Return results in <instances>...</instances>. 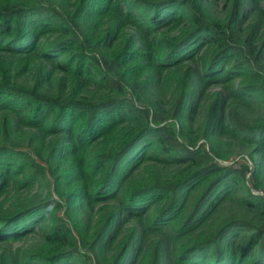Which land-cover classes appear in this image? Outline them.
Instances as JSON below:
<instances>
[{
	"label": "trees",
	"instance_id": "trees-1",
	"mask_svg": "<svg viewBox=\"0 0 264 264\" xmlns=\"http://www.w3.org/2000/svg\"><path fill=\"white\" fill-rule=\"evenodd\" d=\"M226 8L0 0V190L48 168L62 200L0 213V242L39 235L0 264H264V195L251 191L264 189V0ZM213 84L225 92L206 102ZM28 139L43 163L18 149ZM226 139L253 149V168L222 163ZM110 200L90 236V209ZM234 204L244 216L224 214Z\"/></svg>",
	"mask_w": 264,
	"mask_h": 264
},
{
	"label": "rangeland",
	"instance_id": "rangeland-1",
	"mask_svg": "<svg viewBox=\"0 0 264 264\" xmlns=\"http://www.w3.org/2000/svg\"><path fill=\"white\" fill-rule=\"evenodd\" d=\"M212 3V11L218 16V17H222L227 13V8H226V0H211ZM249 22V20L247 21ZM184 64L190 65L191 62L190 61H185ZM192 65V64H191ZM32 81H34V79L30 76L27 79V83H32ZM239 81V79L237 80V82ZM27 83H25L26 85H28ZM207 91V98H206V102H208L216 92H225V86L222 84H213V85H209L206 88ZM254 113H250L247 114V119L248 120H254L257 117V114H260L262 112V110L258 107L254 108ZM202 120V119H200ZM199 123V122H198ZM196 123V125L198 124ZM179 124V122L177 123ZM51 138L48 137L46 139V141L50 140ZM229 143H230V147H229V152L232 153L231 157L228 158L227 160H222V163L225 165H235L237 162H246L247 164H249L250 168L254 167V160L252 158V154H253V149L249 148V147H245V146H241L238 144L237 141H233V140H228L226 139ZM207 140L203 139L202 141H200V143L202 142H206ZM18 144V149L20 150H24L25 152H28L32 155V157L41 162L40 161V157L39 154L37 152V149L41 146V144L39 142H37L36 140H25V141H16ZM43 163V162H41ZM40 163V164H41ZM147 166H149V171H151V166H153V169L155 171H161L162 170V166H160L159 164H155L151 161L146 163ZM143 166V165H142ZM47 168V167H46ZM250 175H247V180L249 179ZM250 185V184H249ZM3 190L0 192V213L1 214H5V215H10V214H14L18 211H21L29 206L35 205V204H39V203H47L49 200H51L52 198H54L55 200H59L60 202H62V200L59 198L58 193L56 191L55 188V182H54V178L52 177L51 173L49 172V169L47 168V170L45 171L43 168H41V171L39 173V175L37 176V178L32 181L31 183L28 184H24V185H15L13 183H11V185L7 186L5 189L2 188ZM251 191L254 194L257 195H264V189L263 191H259L256 190L254 188L251 189ZM117 203L114 200H110V201H104L100 204H97L96 206H94L92 209H90V213L93 216V220L92 222L89 224V226L85 227V230L87 229V234H89L90 236L93 234L94 230H96L99 226V219L101 218L102 214L104 212H106L107 210L112 209V207L116 206ZM157 207L152 208L150 210L151 216L157 211ZM232 211H236L238 212L239 216H244L243 214V209L238 206V205H228L225 210H224V214L228 215L230 214ZM59 215L65 217V212L64 209L59 210ZM147 214H145L146 216ZM149 216V215H147ZM150 216V217H151ZM72 222V221H71ZM74 224V223H73ZM139 223L137 222L136 219L134 218H127L124 222V227L123 230L127 231V230H133L136 228V226ZM41 225L38 222H35L33 225V228H37V226ZM72 225V223H71ZM74 232L78 234V232L76 231V227H73ZM165 232H149L147 233V237L149 239V242L151 243H158L161 240L163 241L164 239H168V235L169 233H165ZM39 242V235L37 234H33L31 236H26L23 237L22 239L13 241V242H9V243H5V242H0V255L1 254H15L18 251L19 252H25L30 250L33 246H35V244H37ZM173 241H171V244L169 245L170 249L172 250L173 247L175 246L174 244H172ZM80 248H82L84 250V248L82 246H80ZM115 254V251H112L111 253H108L106 256L108 258H112V256ZM93 258H95V256H93V254H91Z\"/></svg>",
	"mask_w": 264,
	"mask_h": 264
}]
</instances>
